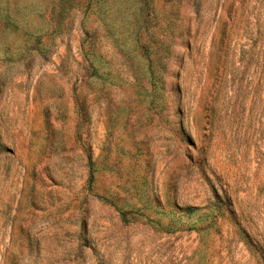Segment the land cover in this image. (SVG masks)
Segmentation results:
<instances>
[{"label":"rangeland","instance_id":"rangeland-1","mask_svg":"<svg viewBox=\"0 0 264 264\" xmlns=\"http://www.w3.org/2000/svg\"><path fill=\"white\" fill-rule=\"evenodd\" d=\"M0 264H264V0H0Z\"/></svg>","mask_w":264,"mask_h":264},{"label":"trees","instance_id":"trees-1","mask_svg":"<svg viewBox=\"0 0 264 264\" xmlns=\"http://www.w3.org/2000/svg\"><path fill=\"white\" fill-rule=\"evenodd\" d=\"M91 166V164H89V167ZM92 171L90 170V177H89V180H91L92 178V175H91ZM111 204H113L112 202H110ZM121 214H124L123 212H121Z\"/></svg>","mask_w":264,"mask_h":264}]
</instances>
